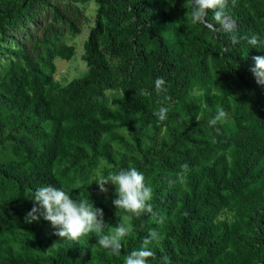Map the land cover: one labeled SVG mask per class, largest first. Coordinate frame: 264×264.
I'll return each mask as SVG.
<instances>
[{
	"label": "trees",
	"instance_id": "obj_1",
	"mask_svg": "<svg viewBox=\"0 0 264 264\" xmlns=\"http://www.w3.org/2000/svg\"><path fill=\"white\" fill-rule=\"evenodd\" d=\"M40 1L0 0V28L25 22ZM214 13L193 22L188 0H98L87 71L65 85L54 59L71 57L73 44L23 48L22 62L0 76V264H124L153 230L148 264H264V86L250 72L264 46L247 42L264 40V0H225L223 17ZM228 16L234 26L224 25ZM206 58L222 65L219 81ZM157 77L167 92L157 93ZM112 86L120 93L98 97ZM194 86L202 101L188 94ZM160 107L169 109L164 121ZM218 108L227 115L211 125ZM98 158L110 174L135 167L153 189L152 213L120 209L132 232L119 254L94 232L90 242L61 239L42 217L24 219L35 191L52 185L102 209L103 233L121 224L115 191L107 205L89 177ZM227 210L232 220L219 218Z\"/></svg>",
	"mask_w": 264,
	"mask_h": 264
},
{
	"label": "clouds",
	"instance_id": "obj_2",
	"mask_svg": "<svg viewBox=\"0 0 264 264\" xmlns=\"http://www.w3.org/2000/svg\"><path fill=\"white\" fill-rule=\"evenodd\" d=\"M191 19L193 22H200L206 16L210 9H215V18L220 19L224 15L225 0H190ZM248 44L255 48L257 45L264 46V40L253 34L247 39ZM233 43H237L235 38ZM254 66L250 68L256 83L264 86V56H253ZM166 81L162 77L155 79L154 85L157 93L167 92L165 87ZM141 94H147L143 91ZM171 99V97H166ZM169 109L160 107L154 113L159 121H164L167 118ZM226 112L223 108L217 109V114L209 123L215 125L226 117ZM188 165H182V168H187ZM102 193H107L106 185L115 186V199L112 204L116 209H124L127 212L140 216L144 213H152L153 208L149 202L152 199L153 189L146 186L143 173L139 172L135 167L130 166L127 169H121L118 172L111 173L106 177L101 178L96 183ZM35 202L32 209L25 215V222L32 223L38 221L41 217L49 222L54 234L61 239L67 238L78 240L81 236L94 232L98 239L97 244L113 254H119L122 248V239L132 232L130 225L121 223L108 234L103 233L105 226L103 210L94 206L88 199H73L62 188H57L52 185L42 186L34 193ZM158 237L156 231L149 233L141 248L132 251L125 258L124 264H148V258L155 254L149 248L152 240ZM165 259H167L165 257Z\"/></svg>",
	"mask_w": 264,
	"mask_h": 264
},
{
	"label": "rangeland",
	"instance_id": "obj_3",
	"mask_svg": "<svg viewBox=\"0 0 264 264\" xmlns=\"http://www.w3.org/2000/svg\"><path fill=\"white\" fill-rule=\"evenodd\" d=\"M31 10L33 14L25 22L11 21L9 24H5L4 28H0V76L5 75L12 64L22 62L20 52L24 47L34 46L36 42L45 41L44 39L53 42L63 40L74 46L71 57L57 56L54 59L56 69L53 75L56 82L65 85L73 77L82 76L86 73L88 66L85 60L84 44L88 40L91 29L95 26L98 0H41L38 4L33 5ZM224 25L227 27L234 26L228 23ZM206 62L209 64L215 80L219 81L222 72L220 62L215 63L210 58H206ZM215 88L212 83V89ZM119 93V87L112 86L104 89L98 97L104 96L110 99ZM188 94L195 95L202 101L204 89L194 86L188 90ZM119 132L125 136L128 134L123 128L119 129ZM94 165L88 174L96 183L110 174L105 170L110 165L103 159L98 158ZM106 187L108 188L107 193H102L98 187V197L108 205L109 199L115 191V186L109 184ZM113 213L116 223L128 224V216L120 209L113 207ZM232 217V213L228 210L219 214V218L232 220ZM110 227V232H112L116 226L111 225ZM91 237L98 239L96 234H92ZM80 239L84 242H90V238L86 235L81 236ZM56 245V238H52L46 253H50Z\"/></svg>",
	"mask_w": 264,
	"mask_h": 264
},
{
	"label": "water",
	"instance_id": "obj_4",
	"mask_svg": "<svg viewBox=\"0 0 264 264\" xmlns=\"http://www.w3.org/2000/svg\"><path fill=\"white\" fill-rule=\"evenodd\" d=\"M228 22H230V23H228ZM207 23H208L209 25L213 26L212 23H209V22H207ZM224 23L232 24V22H231V18L228 16V17L224 20Z\"/></svg>",
	"mask_w": 264,
	"mask_h": 264
}]
</instances>
